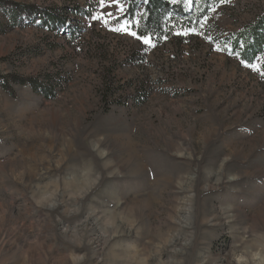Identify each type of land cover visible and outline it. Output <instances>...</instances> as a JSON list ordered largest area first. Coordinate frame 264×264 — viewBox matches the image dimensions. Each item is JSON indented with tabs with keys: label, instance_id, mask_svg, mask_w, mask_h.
I'll return each mask as SVG.
<instances>
[{
	"label": "rangeland",
	"instance_id": "rangeland-1",
	"mask_svg": "<svg viewBox=\"0 0 264 264\" xmlns=\"http://www.w3.org/2000/svg\"><path fill=\"white\" fill-rule=\"evenodd\" d=\"M137 2L0 0V264H264V0L154 47Z\"/></svg>",
	"mask_w": 264,
	"mask_h": 264
},
{
	"label": "trees",
	"instance_id": "trees-1",
	"mask_svg": "<svg viewBox=\"0 0 264 264\" xmlns=\"http://www.w3.org/2000/svg\"><path fill=\"white\" fill-rule=\"evenodd\" d=\"M211 0H200L196 9L182 8L178 3L170 0H145L144 9L137 25V34L152 38L160 43L166 38H173L176 35L177 26L183 23L188 29L194 27L192 21L206 15ZM139 8L137 0H130L129 15L132 18ZM41 16L47 17L52 23H60L59 16L47 11L40 12ZM62 19V18H61ZM232 50L240 57L252 64L257 54L264 50V11L259 14L256 20L232 38ZM20 84H29L37 89L34 80H20Z\"/></svg>",
	"mask_w": 264,
	"mask_h": 264
},
{
	"label": "snow or ice",
	"instance_id": "snow-or-ice-1",
	"mask_svg": "<svg viewBox=\"0 0 264 264\" xmlns=\"http://www.w3.org/2000/svg\"><path fill=\"white\" fill-rule=\"evenodd\" d=\"M112 3H119V0H111ZM221 2H224V0H221ZM101 3H104V0H101ZM109 17H111V13H108L107 14ZM98 17H93V19H97ZM105 23H107V21H105ZM116 31H125L126 33H128V28L125 26L123 28H117L115 29ZM132 36H137V33L132 31L130 33H128ZM139 39L142 40V42L145 44V45H149V46H152L154 47L155 45L152 43V41L150 40L149 37H144V36H141V37H138ZM208 39H211L210 37ZM217 50H220L219 48Z\"/></svg>",
	"mask_w": 264,
	"mask_h": 264
}]
</instances>
